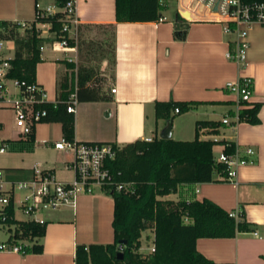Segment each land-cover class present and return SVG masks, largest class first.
<instances>
[{
    "label": "crops",
    "instance_id": "crops-1",
    "mask_svg": "<svg viewBox=\"0 0 264 264\" xmlns=\"http://www.w3.org/2000/svg\"><path fill=\"white\" fill-rule=\"evenodd\" d=\"M39 1L42 4V0ZM8 2L0 0V22L29 21L31 16L25 13L23 4L11 7L10 4L7 6ZM115 2L75 0L78 26H116L115 63L109 68L108 61L104 60L100 69L101 72L105 71L100 74L107 76L104 85L108 100L78 101L75 140L79 143H105L123 147L140 139H161V132L168 121L157 120L156 102L173 100L195 103L189 112L182 114L195 116V135L198 121L215 119V122L221 123L218 135H210L208 129L200 131L201 140L217 141L215 137L222 135V141L233 143L241 156L245 155L247 148L256 152L250 158L251 163L238 169L236 183L221 181L179 188L178 193L185 195L186 201L208 199L229 213L238 210L249 226V231L239 233L235 238H201L196 248L216 263L264 264V25L255 24L249 29L248 61L245 65H238L226 57L229 51L235 50L234 36L226 35L221 24L202 18L203 14L191 15L193 21L186 38L178 40L175 37L176 19L177 15L182 17L183 7L177 1H174L177 7L171 14L165 13L169 10L168 4L161 9L163 20L123 23L116 22ZM33 3L36 16V1L33 0ZM44 46L43 62L37 66L36 82L46 91L48 100L55 102L59 100L57 91L60 81L72 74L66 61L77 65V52L53 51L66 56L73 54L74 57L65 61L56 58L55 62L50 63L52 69L45 75L43 67L47 63L44 53L49 46ZM72 70L77 83L78 69ZM108 70L112 72L111 76H108ZM243 77H250L254 82L248 104L262 103L259 124L237 121L240 111L251 105L240 104L238 96L229 92L226 85ZM112 89H116V92L113 93ZM226 117L231 119L232 125L223 124ZM175 119L172 121L173 132L181 133V127ZM39 126L45 131H39ZM0 132H6L1 121ZM62 139L60 123L37 125L34 148L37 153L62 151L68 159L63 158L55 164L45 159L35 162L31 168L2 169H21L20 175L27 177L31 176L33 167L40 164L42 168L54 171L57 177L59 169L67 168L73 160L72 153L55 147V143ZM223 149L220 145V154ZM215 179L219 180V176L216 175ZM169 197L163 199L168 200ZM113 219V198L96 188L94 193L79 195L75 206L65 207L49 215L42 253L20 255L0 252V264H75L78 245H110L115 240Z\"/></svg>",
    "mask_w": 264,
    "mask_h": 264
},
{
    "label": "trees",
    "instance_id": "trees-1",
    "mask_svg": "<svg viewBox=\"0 0 264 264\" xmlns=\"http://www.w3.org/2000/svg\"><path fill=\"white\" fill-rule=\"evenodd\" d=\"M36 4L39 0H35ZM69 0H56L57 7L65 8ZM116 22H157L163 18V9L159 0H115ZM246 2L264 0H244ZM37 13V8H36ZM50 24V37H42L34 21L30 28L19 30L10 22H1L5 33L0 36L14 43V58L9 78L36 82L37 66L43 62L41 47L62 38H67L70 47L80 50L85 41L83 29L90 25L77 27V38H70L62 30L66 14L58 11L40 20ZM176 22L184 24V19L177 15ZM109 28L111 34V49L113 63H115V24L96 26ZM176 39L183 40L176 25ZM109 41V39H108ZM67 67L72 71L69 76L63 77L58 85L59 106L55 109L46 105L48 116L42 123H60L63 138L68 141L75 140V115L67 112L64 103L74 92L77 85L79 102H97L108 100L105 90L106 79L98 76L97 69L89 64L76 65L66 61ZM77 68V83L74 80V71ZM195 103L190 102H156L157 120L173 121L178 115L186 114ZM251 105L244 108L238 115L239 122L259 124V112L262 103H241ZM178 108L180 113H175ZM220 122L198 121L196 135L192 141L164 140L158 137L152 142L136 140L123 147H117L114 160L108 161L115 185L132 184L135 193L127 191L118 192L115 186L111 190H102L114 200L113 229L115 241L110 245L91 244L78 245L75 252V264H232L216 263L196 248L201 238L227 239L235 238L239 233L249 231L248 224L243 219L237 220L211 200L186 201L185 195L180 201L165 200L163 198L176 194L181 186H193L203 183L221 182L215 176H225L226 166L220 163L215 155L217 145L224 147L223 153L233 154L236 147L226 141L201 140L200 131L208 129L210 135H218ZM35 129L26 142L35 143ZM22 141V140H21ZM14 173V178L26 179L21 169H6ZM226 182V181H224ZM187 219V221H186ZM47 225H23L20 239L27 241L31 246L28 254L43 252V239L46 235ZM153 233L152 246L154 253L143 254V233ZM125 242L124 244H121ZM121 249H123L121 251ZM119 253L124 258H118Z\"/></svg>",
    "mask_w": 264,
    "mask_h": 264
},
{
    "label": "built area",
    "instance_id": "built-area-1",
    "mask_svg": "<svg viewBox=\"0 0 264 264\" xmlns=\"http://www.w3.org/2000/svg\"><path fill=\"white\" fill-rule=\"evenodd\" d=\"M168 1H177L181 4L182 12H189L192 16L201 13L202 18L204 17L207 21L221 24L226 35L234 36L235 50L229 51L226 57L238 65L246 64L250 50L249 29L255 24L264 25V1L159 0V4L163 8ZM36 8V28L42 37H50L46 35L50 31V24L40 20L56 13L57 8L44 7L40 1L37 2ZM64 13L67 22L62 31L70 38H77L75 29L79 21L76 17L75 0L67 2ZM10 23L24 31L30 28L33 22L15 20ZM1 33H5V30L0 22ZM8 42L0 36V108L6 106L13 110L16 116V128L19 135L23 137L21 140H27L33 133L34 127L48 116L45 106L51 105L56 109L60 102L59 100L50 102L46 91L37 82L29 83L9 78L14 56H6ZM48 46L54 52L67 50L77 52V46L70 47L67 38L51 42ZM44 49L45 46H42L41 52ZM8 83L14 85L17 93L12 94ZM253 87L254 82L250 77H243L226 85L229 92L238 96L240 104L250 103ZM75 89L77 90V85ZM76 90L64 101L67 112L74 115L79 101ZM112 92L115 93L116 89H112ZM175 113H180L178 108L175 109ZM223 124L232 125L231 119L224 118ZM152 140V138L146 139L148 142ZM9 142L10 140L0 139V154L7 152ZM55 147L73 155L72 162L67 166V169L73 172L71 182L58 180L54 171L46 170L40 164L33 167L31 176L26 179L14 178L7 170L0 168V252L28 254L27 249L31 245L18 236L23 233L22 226L45 225L48 223L47 215L68 206H75L76 199L81 194L94 193L96 188L111 190L113 186L118 192L135 193V186L132 184L115 185L112 171L107 163L114 160L117 155L115 145L79 143L76 140L68 141L63 138L55 143ZM255 155L256 152L251 148L245 150L244 156L240 155L238 149L233 154L221 153L218 161L226 166V175L219 176V180L236 183L238 169L251 163L250 158ZM241 215L242 213L238 210L230 213V216L237 220L241 219ZM154 252L155 248L152 246L148 254Z\"/></svg>",
    "mask_w": 264,
    "mask_h": 264
},
{
    "label": "rangeland",
    "instance_id": "rangeland-1",
    "mask_svg": "<svg viewBox=\"0 0 264 264\" xmlns=\"http://www.w3.org/2000/svg\"><path fill=\"white\" fill-rule=\"evenodd\" d=\"M10 2L7 3V6L10 4L11 7H18L19 4H23L22 7H24L25 13H27L31 18L29 21H26L28 23H32L35 21V3H33V0H9ZM42 4L46 7L48 5H52L55 8H57L58 11L64 12L63 8L57 7L56 0H42ZM169 6V10H164L166 14H171L172 10L177 7V3L174 1H168L167 2ZM109 28H103V27H85L83 29V39L85 40L83 44L81 45L80 50L77 51V65H84L89 64L92 65L97 69L98 76L103 79H107V76L101 75L100 73H105V71L101 72V67L104 62V60L108 61L109 68L110 65L113 63V55H112V49H111V34H110ZM51 32L49 31L47 36H50ZM77 37V35H76ZM109 39V41H108ZM6 56L7 57H13L14 56V43L8 42L6 44ZM73 54H70L68 56L63 55L61 53H54L51 48L47 49L44 53V61L46 66L43 67V74L48 75L50 69H52L51 62H55L56 58L60 59L62 61L67 60L68 58H73ZM49 63V64H48ZM108 76L112 75L111 71H107ZM9 88L12 91V94L16 91V88L12 83H8ZM197 118V117H196ZM199 120V119H198ZM215 121V119H213ZM0 121L5 125L6 132L1 133L0 132V138L4 140H10L8 144L7 152L4 154H0V167L1 168H31V166L35 162H43L45 159L52 160L55 164L59 162V160H63V158L68 159V157L64 154V152H55L50 154H43V153H37V150H35V143H28L26 140L21 139V137L18 133L17 128H15L14 125V114L11 108H0ZM175 122L177 125H180L181 127V133L173 132L172 128V140L174 141H192L195 139V116L191 115H181L178 116L175 119ZM42 125L43 123H39L38 125ZM55 128V126H53ZM39 131H45L42 126H39ZM230 134V133H229ZM222 136V135H221ZM215 137L217 141H222L223 137L221 138ZM200 138H202L200 134ZM220 145H217L214 150V155L217 157H220ZM219 155V156H218ZM70 158V156H69ZM60 167L61 165L58 164ZM63 167V166H62ZM57 178L60 181L66 180L70 181L73 179V172L67 168L59 169L57 173ZM21 195V193H19ZM183 198L181 193L171 194L168 200L172 201H178ZM52 214V213H51ZM50 215V214H49ZM47 215V218L49 217ZM22 217V216H21ZM5 237H3L4 239ZM152 239H153V233L151 231H147L143 233L142 237V247L140 252L143 254H148L150 252V248L152 247ZM115 241V240H114ZM112 241L111 244L114 243Z\"/></svg>",
    "mask_w": 264,
    "mask_h": 264
},
{
    "label": "water",
    "instance_id": "water-1",
    "mask_svg": "<svg viewBox=\"0 0 264 264\" xmlns=\"http://www.w3.org/2000/svg\"><path fill=\"white\" fill-rule=\"evenodd\" d=\"M182 18L185 20L184 24H179L176 22L177 27L180 30V33L183 34V38H186V32L190 26V23L193 21V18L191 17L189 12H183L182 14ZM172 128H173V123L172 121H169L167 123V125L164 127V129L161 132V139L164 140H171L172 139ZM125 242H122L121 244H124ZM118 258L120 260H122L124 258V254L123 253H119Z\"/></svg>",
    "mask_w": 264,
    "mask_h": 264
}]
</instances>
